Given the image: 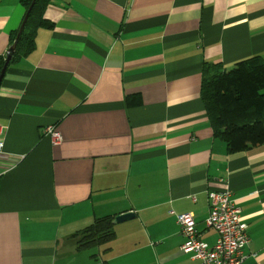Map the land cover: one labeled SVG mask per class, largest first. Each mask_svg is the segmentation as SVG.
<instances>
[{"label":"crops","instance_id":"0c3cea01","mask_svg":"<svg viewBox=\"0 0 264 264\" xmlns=\"http://www.w3.org/2000/svg\"><path fill=\"white\" fill-rule=\"evenodd\" d=\"M21 1L0 0V56ZM44 19L0 82V264H198L176 217L213 245L208 193L224 189L246 224L241 264H264V145L229 154L200 98L204 73L264 61V0H50ZM124 213L109 243L76 249Z\"/></svg>","mask_w":264,"mask_h":264},{"label":"trees","instance_id":"16d2710c","mask_svg":"<svg viewBox=\"0 0 264 264\" xmlns=\"http://www.w3.org/2000/svg\"><path fill=\"white\" fill-rule=\"evenodd\" d=\"M32 1H21L25 14ZM49 2L50 0H35L17 39L9 65L33 49L37 29L51 27L44 19V11ZM18 31L19 28L12 33L10 47ZM4 63L5 56H0V72ZM211 67L205 65L204 72ZM200 98L214 138L225 144L229 154L264 145V61L261 58L254 56L236 62L229 70H218L212 75L204 73ZM134 104V99L126 102L128 106ZM112 221L113 218L109 216L97 218L77 232L74 235L76 249L81 251L109 243L114 237Z\"/></svg>","mask_w":264,"mask_h":264},{"label":"built area","instance_id":"2783aa9c","mask_svg":"<svg viewBox=\"0 0 264 264\" xmlns=\"http://www.w3.org/2000/svg\"><path fill=\"white\" fill-rule=\"evenodd\" d=\"M42 135L50 139L52 146L62 142V136L54 125L45 127ZM3 145L0 128V157H7ZM208 204L209 212L204 223L216 232L215 243L208 245L199 239L195 221L190 214L177 215L176 221L184 238L180 246L181 253L191 255L198 264H241L243 249L248 245L249 238L246 224L241 221L240 211L231 199L230 190L209 192Z\"/></svg>","mask_w":264,"mask_h":264},{"label":"water","instance_id":"95a60500","mask_svg":"<svg viewBox=\"0 0 264 264\" xmlns=\"http://www.w3.org/2000/svg\"><path fill=\"white\" fill-rule=\"evenodd\" d=\"M34 2H35V0L32 1V3H31V5H30V7H29L27 13H26L25 16H24V19H23V21H22V23H21V25H20V27H19V31H18V34H17V36H16L15 41L13 42L12 46H11V47L8 49V51H7V54H6V56H5V63H4L3 68H2V70H1V72H0V82H1L2 77H3V75H4L5 71H6V68H7V65H8L10 59H11V56H12L14 50H15V46H16V44H17V39H18V37H19V35H20L22 29H23L24 23H25V21H26V19H27V16H28L29 12H30L31 9H32V6H33ZM133 218H134V215H133L132 213H124V214H121V215H117V216H115V217L113 218L112 224H113V225H114V224H120V223H122V222H125V221H128V220H131V219H133Z\"/></svg>","mask_w":264,"mask_h":264}]
</instances>
